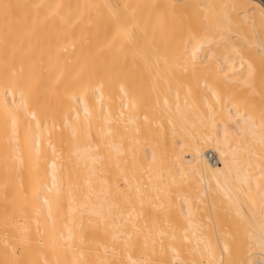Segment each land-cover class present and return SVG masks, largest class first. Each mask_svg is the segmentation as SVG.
Segmentation results:
<instances>
[{
    "label": "bare ground",
    "instance_id": "1",
    "mask_svg": "<svg viewBox=\"0 0 264 264\" xmlns=\"http://www.w3.org/2000/svg\"><path fill=\"white\" fill-rule=\"evenodd\" d=\"M0 264H264V0H0Z\"/></svg>",
    "mask_w": 264,
    "mask_h": 264
}]
</instances>
